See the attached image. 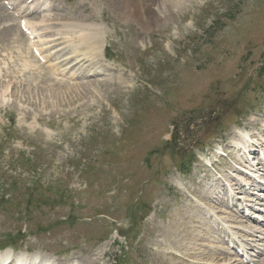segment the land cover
<instances>
[{
  "label": "rangeland",
  "instance_id": "rangeland-1",
  "mask_svg": "<svg viewBox=\"0 0 264 264\" xmlns=\"http://www.w3.org/2000/svg\"><path fill=\"white\" fill-rule=\"evenodd\" d=\"M62 1L45 14L64 16L57 48L29 39L0 1V251L51 264H264V192L247 189L230 152L239 132L264 141V0H162L148 26L115 0ZM81 34L102 54L69 64ZM212 177L233 201L225 187L211 199ZM242 248L251 262H235Z\"/></svg>",
  "mask_w": 264,
  "mask_h": 264
},
{
  "label": "bare ground",
  "instance_id": "bare-ground-1",
  "mask_svg": "<svg viewBox=\"0 0 264 264\" xmlns=\"http://www.w3.org/2000/svg\"><path fill=\"white\" fill-rule=\"evenodd\" d=\"M0 1L3 3L2 9L5 11V13H8V15L10 17H12L15 22H17V20H19L20 25L26 26L27 30L30 31L31 35H29V38L32 36H35L33 38V40H37L38 38L41 39L43 37L48 44H53L54 48L61 47L67 43L66 42L67 38L66 39L60 38V36H62L63 33L61 32L62 30H61V27H59V26H61V23L64 22V20H63L64 16H61V17L57 16V18L56 17L54 18V17H50L48 15H45L49 10L51 11V8H53L54 11H56V12L61 11V9H63V7H62L63 1L62 0H0ZM168 2L169 3L166 4L168 8L169 7L175 8L176 6H178V0H169ZM161 3H162V0H115L114 4H116V6L118 7V10H120V12L122 13L123 16L133 17L136 20L145 21L146 26H148V24H150L152 22V20L155 16V12H156L155 8H160ZM180 7H181V5H180ZM6 9L9 10L10 12L7 11ZM169 16H171L170 12H169ZM0 18H2L1 15H0ZM62 25H65V24L63 23ZM15 28H16V24L14 23L12 27L6 28V32H8V31L12 32L11 30H14ZM65 33H70V32H65ZM88 35L81 34L80 36H77L76 40H78V42L81 43V45H82L81 50L82 51L80 52V49H75L72 52H68L67 55H70V57L68 58L69 64L77 62V65L78 64L80 65L82 62H84V63L89 62V60L93 61L96 57L100 56V53H101L100 50H102V48H103L102 43H100L98 41L99 38H97L93 34H91L92 36H88ZM22 36H24V34ZM142 36H144V35H142ZM94 40H97V42ZM68 42H71V41H68ZM58 43H59V45H56ZM31 46L33 49L35 48L36 51L39 52L37 50L38 48L36 47L35 43L33 44V42H31ZM65 50H66V48L61 50V51L64 52ZM39 55H41V54L39 53ZM214 77H215V75H214ZM252 135L253 134H251L250 132H247V131H244L242 133L239 132V135L234 138V140L231 144V147H230L231 151L230 152L234 153V155H237V157H238L237 164L239 166H241V168H243V169H240V168L236 167V169H238L240 171V173L243 174V176H244V174L247 175V176H245L246 178L244 180L246 182V185L249 186V188H247V189H249V190L260 189L261 192H264V191H262V189H264V186H263L264 178H260V176H258V173H260V171H261V175L264 177V149H263L264 141L261 140L262 142L259 143V141L256 138H254ZM257 149L262 150V156L257 158V161H256V157H253L252 154L256 153ZM253 160H254V162H253ZM261 161L263 162V164L258 166ZM210 162H211V160H208V163H210ZM238 170H235V171H238ZM249 171L253 174H249L250 173ZM256 177H259V179H261V180L256 181ZM233 178L235 180L237 179L236 180V183H237V181L239 180V177L233 176ZM210 181H211V184L213 186L212 188L214 190V191H211V193H213L212 194L213 196L211 199H219L220 194H221L220 191H221V189H223L225 187V188H227V191H228V193H226L227 198H229V200H230V201H227V200L226 201L227 202L233 201L232 197H234V194L232 191L233 190L232 187H230V186L228 187L227 183L221 184L219 182L220 180L218 181L214 177H212V179ZM183 187L184 186L182 185V188ZM255 195H257V197H259V198H261V197L264 198V195H262L260 193H258V194L255 193ZM199 198H201V200L206 199V196L200 195ZM209 199H207V200H209ZM242 199H246V198L239 197V200H242ZM247 201H253V200H247ZM240 205H242V204H240ZM235 212H237V210ZM247 212H249V215H250V211L248 210ZM207 216H209V218L214 221L216 226L218 225V229L220 230L221 233L227 234L224 237H226V238L228 237V238L227 239L224 237L223 238L228 241V244H230L231 241L235 242V243H232L231 245L239 244L237 242L238 239H237L236 233H233V229L236 228V226L228 225L229 224V218L223 219V217L219 216V213H217L214 209L212 210L211 208L208 211ZM230 224H232V223H230ZM219 226H220V228H219ZM238 229H241L246 234H249L247 237L254 236V234L256 233L254 231H250V229L248 230L247 227L243 226V225L238 226ZM261 237H260L259 242H263L262 241L263 239H261ZM172 245L174 248L176 246V243H173ZM258 246L259 245L254 244L251 246V249H254V248L258 249ZM238 248H240V247H238ZM245 248L241 249L244 257L247 254V253H245ZM28 252L30 253V251H28ZM239 255L240 254H238V256ZM243 255H241L242 257H240V258H238L236 256L238 258V260H235V262L238 261L240 263H243V261H244ZM198 256H201V254L197 251L195 253H192L191 255H188L187 259H184V261L187 262L189 258L195 259L197 257V259H198ZM206 257L209 261H211L210 264H225L226 261L231 260V259L227 260L226 258H222V259L220 258V260H219L218 259L219 257H216L214 254H211L209 257L208 256H206ZM172 258H178V257L176 255H173ZM12 259H16V261H13L11 264H51L50 259H48V258L42 259L39 257L38 254H34V253L33 254L23 253V254H19V255L15 256L12 252H0V264H9V261H11ZM245 259L249 260L250 256L247 255V258H245ZM217 260H219V261H217ZM251 261L252 260H249V262H251ZM96 264H98V263H96ZM194 264H198V262H196ZM226 264H233V263H232V261H230ZM245 264H248V263H245Z\"/></svg>",
  "mask_w": 264,
  "mask_h": 264
}]
</instances>
